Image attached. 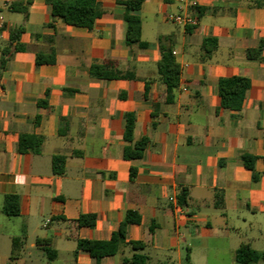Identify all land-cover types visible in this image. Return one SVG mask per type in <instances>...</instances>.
Instances as JSON below:
<instances>
[{"label": "crops", "instance_id": "crops-1", "mask_svg": "<svg viewBox=\"0 0 264 264\" xmlns=\"http://www.w3.org/2000/svg\"><path fill=\"white\" fill-rule=\"evenodd\" d=\"M28 1L0 0V52L25 28L0 77V264H129L134 255L146 264H239L246 244L263 254L264 51L261 60L247 52L264 40V0H200L196 11L186 7L199 19L188 27L167 19L182 10L179 0H146V48L127 45L119 0H96L103 15L91 31L53 18L46 0ZM160 39L181 67L172 103L158 74ZM206 39L217 41L210 55ZM38 54L56 63L37 65ZM104 61L135 78H93L91 65ZM231 77L251 82L239 111L221 107L218 82ZM131 112L134 142L149 144L128 161ZM21 135L42 137L40 152L19 153ZM243 155L256 158L257 182ZM54 156L66 158L62 175ZM8 196L19 198V216L4 212ZM130 211L141 222L116 255L96 260L78 249L79 240L110 241ZM82 215H95V227L78 226Z\"/></svg>", "mask_w": 264, "mask_h": 264}, {"label": "trees", "instance_id": "trees-1", "mask_svg": "<svg viewBox=\"0 0 264 264\" xmlns=\"http://www.w3.org/2000/svg\"><path fill=\"white\" fill-rule=\"evenodd\" d=\"M146 0H127L118 1L122 5L126 13L124 20L127 23L126 43L128 46H137L146 48L147 44L142 41V19L140 11L142 5ZM47 4L52 9V16L56 19H61L68 25L86 28L93 30L96 21L102 17L103 12L96 0H46ZM31 0L28 1V4ZM14 9L23 12L27 17V10L16 7ZM25 32L24 27H19L11 31L9 47L0 52V77L7 69L8 62L13 52L21 51L20 44L21 36ZM160 47L162 58L158 63V74L161 80L167 87V101L172 103L175 100V93L179 87L181 67L177 63L172 47L160 39ZM209 43L212 47L208 48ZM204 47L207 54L210 55L217 47L215 39H206ZM264 51V40H262L256 49H249L247 57L250 60H261V53ZM37 65L55 64V54L46 56L38 54L36 58ZM90 75L96 79L105 80H133L135 76L131 73L121 72L117 64L112 61H104L102 63H94L90 67ZM251 87V82L245 77H231L222 78L218 82V94L221 98V107L233 111L242 109L247 91ZM45 102H40V105H45ZM136 124V114L131 112L125 115V134L124 139L127 145L124 149V159L128 161L139 160L144 156V152L149 144L148 138H143L138 142H134V130ZM44 139L34 135H21L18 142L19 153H39ZM242 159L248 170L252 172L253 181L259 180V175L255 172L256 158L250 155H243ZM66 158L64 156H54L52 162V169L55 174L62 175L65 173ZM136 177V170L131 169L130 178L133 180ZM187 191H182L179 197L180 204L187 203ZM4 212L9 216H19V198L17 196H8L5 199ZM141 218L135 212H127L125 219L120 224L118 231H116L111 240L107 242L79 240L78 249L88 252L96 260H101L108 256L116 255L122 245L127 243V230L131 224H140ZM76 223L80 227L93 228L96 225L95 215H82ZM21 242L19 239L14 240V249L11 259L15 258V247L17 243ZM135 250L143 249L144 245L141 243H130ZM49 253V250L46 249ZM264 259V253L256 252L249 244L242 245L236 251V261L239 264H254L258 260ZM147 258L140 255H134L132 259L127 260L129 264H146Z\"/></svg>", "mask_w": 264, "mask_h": 264}, {"label": "built area", "instance_id": "built-area-1", "mask_svg": "<svg viewBox=\"0 0 264 264\" xmlns=\"http://www.w3.org/2000/svg\"><path fill=\"white\" fill-rule=\"evenodd\" d=\"M179 2L181 4L182 10L178 13L168 15V21L184 27L196 26L199 21L198 16L196 14L188 13L187 9L196 11L198 9L200 0H179ZM183 7H185V9L187 7V9L184 11ZM171 200H173V198H171Z\"/></svg>", "mask_w": 264, "mask_h": 264}]
</instances>
